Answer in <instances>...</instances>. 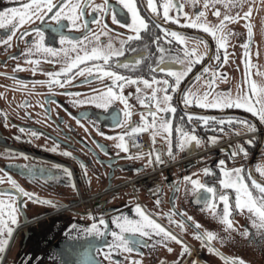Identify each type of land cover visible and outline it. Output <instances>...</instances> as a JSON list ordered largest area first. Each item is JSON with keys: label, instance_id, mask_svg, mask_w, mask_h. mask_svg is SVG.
Returning a JSON list of instances; mask_svg holds the SVG:
<instances>
[{"label": "flooded vegetation", "instance_id": "flooded-vegetation-1", "mask_svg": "<svg viewBox=\"0 0 264 264\" xmlns=\"http://www.w3.org/2000/svg\"><path fill=\"white\" fill-rule=\"evenodd\" d=\"M26 2L27 0H0V10ZM110 2L116 6L118 18L122 20V23L116 24L110 14L100 15L101 19L107 22L108 28L113 30L115 38L117 34L129 31L123 24L130 22V18L119 11L118 0H110ZM249 5L253 6L249 17L253 25V37L250 41V59L253 64L251 74L252 79L264 84V0H245L243 8L231 9L232 13L239 12L241 19L227 24V27L233 29L235 34L229 41V60L226 63L215 59L216 43L210 34L190 26L176 25L172 21L164 22L170 28L191 33L189 46L197 47L201 52H209L208 56L194 65L192 71L181 82L182 87L191 85L194 89L203 91L207 85L202 81L209 75L203 69L205 67L214 69L219 64L220 70L227 75L226 79L218 78L219 88L230 87L234 94L238 88L247 90L244 80L243 42L248 37L247 20L243 18V13ZM139 6L142 14L147 17L149 13L143 0H139ZM202 6L203 0H200L198 7ZM216 7L221 8L222 14L226 11L222 4H217ZM185 10L195 11L189 4L185 5ZM206 11L207 19L215 23L217 17L213 14L212 5H209ZM85 15L87 19L93 21L90 24L92 31L98 29L104 31L101 25L94 22L95 16L92 12H86ZM54 23L46 18L42 21L33 20L31 24L26 23L21 28L41 27L45 32V42L61 47L59 33L54 32L51 27ZM64 23L66 25L68 21L65 19ZM63 31L74 38L81 34L87 35L83 29L65 27ZM152 31L157 35L160 34L157 28H153ZM7 32V28H0V38ZM19 36L18 29L13 34L10 47L0 45V176L4 177L0 187L11 186L5 175L8 173L26 190L35 192L40 197L58 201L61 206L21 197V200L25 202L24 208L19 213V222L14 226L9 244L4 251H0V264H93V261H99L100 264H134V260H141L142 264H191L193 260L197 261V264H228L224 256H240L250 264H264V238L261 237L260 230L251 224V215L247 210L234 211L231 218L235 229L226 230L223 222L211 213L202 200L196 198V194L191 191L190 183L186 190V182L182 179L185 175H192L202 182L215 183L219 187L218 181L221 176L218 161L224 159L228 167L244 165L245 172L251 170L252 177L246 176L249 181L253 177L264 181V172L259 171V168L264 166V121L243 108L230 107L220 110L189 105L187 109L202 115H214L218 118L225 114L233 115L255 123L256 127L253 131H246L244 126L233 124L225 126L224 131L220 132L218 129H205L194 117L191 123L197 125V135L204 138L205 142L194 146L191 151L177 149L175 145L178 133L175 131V125L181 123L186 125L188 122L186 106L182 103L181 94L174 93L173 103L176 105V112L169 117L174 123L172 133L174 156L172 158L167 156V142L158 134L155 145L152 142L151 151L156 148L164 150V162L146 165L147 155L130 158L123 150L116 148L114 138L101 135V132L111 134L121 130L127 131L126 128L111 126L109 110H102L94 105H77L70 102L76 97H70L69 92H80L81 96L87 95V89H98L101 83L107 86L110 78L104 77L101 81L90 80L86 83H78L77 81L83 80L84 77L77 73V69H73V73H77L74 81L67 85L54 86L50 90L47 84H40L38 81L49 79L47 72L56 71L63 65L59 62L52 63L55 57L49 55L47 58L40 59L39 68L42 70L34 72L32 63L27 60L23 49L29 46V40L36 39L37 36L33 32H29L28 36L23 38ZM106 40L107 37H101L102 42ZM149 40L150 37H146L142 41L132 42L131 48L126 44L123 56L118 58L121 64L116 66L115 70L127 71L129 75H143L146 78L159 75L149 71V64L155 63L156 57L160 55ZM197 40H207L208 44L206 46L204 43H197ZM161 43L165 48L178 47L176 43L168 45L163 40ZM142 51L146 52L147 63H144L141 70L123 69L124 59H131ZM220 52L222 55L223 49ZM166 63L169 66H175L171 60L167 59V56ZM16 64L24 65V67L16 69ZM197 73L200 74V80H195ZM194 80L195 83H193ZM18 81H26L27 86ZM135 87V85H126L124 91L135 93ZM145 90L150 91L146 86ZM129 99L133 108L131 119L139 121L141 110L147 114L148 108L146 105H140L135 95ZM122 108V102L117 101L110 110L119 111ZM82 110H87L91 116L84 118L82 123H78L76 116L69 113H80ZM160 115L165 114L160 113ZM97 117L100 118V131H97L91 122ZM233 127H238L239 133L232 132ZM146 131L152 141L151 132ZM33 132L39 134L33 135ZM212 135L219 136L220 139L212 143L207 142V137ZM248 139H252L251 144L246 143ZM98 142L103 144L107 151H102ZM240 143H244L247 154L238 153L233 157L229 149L235 148ZM54 146L60 150H53ZM64 149L72 152L73 155H65ZM19 152L26 153V156L13 154ZM9 161L17 165H45L53 172L60 171L53 166L63 165L64 168L71 169L72 176L68 177L65 174L56 175L50 179H30L18 167L9 165ZM81 161L84 163L82 164ZM84 165L87 166L86 174ZM208 166L214 169L213 174H205L202 171ZM73 180L75 187L72 185ZM176 184H179L178 191H174L173 188ZM200 191L203 192V190ZM157 199H160L159 204L156 203ZM137 203L141 204L154 219L187 243L190 251L181 257L182 245L178 241H167L165 246L160 243L153 245L149 239L147 244L137 245L140 251L121 250L106 255V245L112 239L110 233L116 227L112 217L124 213L136 217L134 206ZM173 208L185 210V214L190 215L192 221L185 220L184 227L181 228L177 224L170 223L166 215H156L166 213ZM89 212L93 215H88ZM25 213L27 220H25ZM101 213L108 220L105 234L103 236L90 234L87 229L94 220H99ZM173 218L177 220L182 218L179 211ZM194 221L200 222V230H214L219 236L226 237L224 241L213 240V244L224 253V256L210 252L207 245L193 235L197 231ZM245 229L249 230V236L243 234ZM169 247L172 251L168 250ZM101 248L103 250H99L97 255V250ZM109 255L112 256L111 260L108 258Z\"/></svg>", "mask_w": 264, "mask_h": 264}, {"label": "snow or ice", "instance_id": "snow-or-ice-1", "mask_svg": "<svg viewBox=\"0 0 264 264\" xmlns=\"http://www.w3.org/2000/svg\"><path fill=\"white\" fill-rule=\"evenodd\" d=\"M121 13L129 16L130 22H124V28L129 31L123 34H117L113 37V30L108 28L107 22L101 19V15H111L116 24H121L122 20L118 18L116 6L110 0H27L26 3L14 5L12 7L0 10V28H7L8 32L0 38V45L5 47L11 46L13 34L20 30L19 38L28 36L29 32L36 34V39L28 41L29 46L23 49L27 60L32 63V70L39 71V62L41 58H47L49 55L55 57L52 63H61L63 66L56 71H48L47 80H40L38 83L47 84L49 89L54 86H63L69 84L76 79L77 73L83 76V80L78 83H86L90 80L101 81L104 77L110 78L107 86L99 84L98 89H87V95L81 96L80 92H69L70 97H76L71 100V103L77 105H94L102 110H109L113 127L122 129L114 133L101 132V135L111 136L116 141V148L123 150L128 156L141 157L148 156L145 164H163L165 151L156 148L154 151L148 152H130L129 138H134L136 134L145 130L151 132L152 142L155 145L157 135H161L167 142L166 154L169 158L174 156L172 133L174 123L170 117L176 112V105L173 103V94L180 93L182 103L186 106L187 124H176L175 131L178 133L177 149L192 150L194 146H199L205 140L197 135V125L191 123L193 118L198 119L199 123L205 129H218L224 131L225 126L241 125L246 131L255 130V123H250L240 117L225 114L223 117L202 115L187 109L189 105L200 106L203 109H227L237 107L247 109L254 113L261 121H264V84L252 79L251 68L253 67L250 59V41L253 37V25L249 19L252 12V5H249L243 13V18L247 20V40H244V64L245 75L244 80L247 85V90H240L234 94L231 88L221 89L217 86L218 78H227L225 72L220 70L219 64L214 69L205 67L203 71L209 75L202 81L207 85L203 91L194 89L191 85L184 88L181 82L189 72L192 71L194 65L201 62L205 56L209 55L207 51H199L197 47L189 46V36L191 33L178 31L175 28L166 26L165 21H172L176 25L190 26L193 29L203 30L215 39L216 55L215 59L219 62H227L229 60V41L235 34L233 29L227 27L228 22L240 20L239 12L232 13L233 8H243L245 0H203V6L198 7L200 0H143L145 8L149 15L146 17L142 14L139 6V0H118ZM189 4L195 9L194 12L185 10V5ZM217 4H222L226 11L221 13V8L216 7ZM209 5H212L213 14L217 17L215 23L207 19V11ZM86 12H92L95 16V23L101 25L104 31H92L90 21L86 18ZM99 13V14H97ZM49 19L55 23L51 25L53 31L59 33V44L61 47H56L45 42V32L41 27H30L22 29L21 26L26 23L31 24L33 20ZM68 23L65 25L64 20ZM83 29L85 34L78 37H72L66 34L63 29ZM153 28L160 30L157 35L152 31ZM101 37H107L106 42L101 41ZM146 37H150L149 43L154 44L160 55L156 57V62L149 64V71L159 73L151 78H146L143 75L127 74V71H117L116 66L121 64L118 59L123 56L125 45L131 48L132 42H139ZM163 40L166 44L172 45L176 43L177 48H165L161 43ZM197 43L208 44L207 40H197ZM223 49L222 55L220 50ZM146 52L142 51L139 55L133 56L131 59L123 60V69L139 71L143 68ZM166 56L175 66H169L166 63ZM79 66V67H78ZM24 65L16 64L15 68L20 69ZM73 69H77V73H73ZM259 71V69H258ZM87 73V75H84ZM195 80H200V74L197 73ZM195 80L193 83H195ZM27 86L26 81H18ZM126 85H135V93H125ZM145 86L150 91L145 90ZM135 95L140 105H146L148 108L147 114L143 110L140 112L139 121H132L133 108L130 102V97ZM51 99V97H49ZM117 101L122 102L123 108L119 111H111V106ZM43 107V105H41ZM160 113L165 115L161 116ZM75 115L77 122L82 123L84 118L90 117L91 113L87 110H82L80 113H69ZM7 114L5 113V117ZM99 120L97 117L92 119V124L100 131ZM23 131V129H22ZM232 132L239 133L238 127L231 128ZM33 135L39 133L33 132ZM220 139L219 136L212 135L207 137V142L212 143ZM136 146H139V141H134ZM247 144L252 143V139L246 141ZM102 151H107L105 146L99 143ZM60 149L54 146V149ZM64 154L72 156L73 153L64 149ZM230 154L235 157L238 153L247 154V148L244 143L237 144L235 148L229 149ZM21 156H26V153H13ZM11 166L18 167L23 174H26L30 179H50L56 175L72 176L71 169L64 168L63 165H55L53 168L60 169L59 172H53L45 165L33 164H15L13 161L8 162ZM83 164L84 162L81 161ZM219 173L221 178L218 185L215 183L202 182L198 177L185 175L182 177L187 185L190 183L191 191L196 194L198 200H202L205 206L211 213L219 218L226 226V230L235 229V224L232 220L234 211H245L251 215V224L260 230V235L264 238V181L252 178L250 181L247 177H252L251 170L245 172L244 165L228 167L224 159L218 161ZM140 171V169H136ZM202 171L205 174H213L214 169L211 166L204 167ZM260 172H264V166L259 168ZM84 172L87 173V166L84 165ZM10 183V187H0V251H4L9 244L10 237L14 231V226L19 222V213L23 210L25 202L21 197L28 199H37L43 203L55 204L60 207L58 201L40 197L37 193L26 190L14 177L5 173ZM4 177L0 176V183ZM75 187V181H72ZM174 191L179 190V184L173 186ZM200 190H203L201 192ZM234 196V199H233ZM222 202V203H221ZM160 203V199L156 200ZM136 217L126 213L116 214L112 217L115 224V229L110 233L112 239L106 245V255L117 251L131 252L133 250L140 251L137 245L147 244L149 239L152 244H165L167 241H178L182 245L181 257L184 253L190 251V247L178 235L171 231L168 227L158 222L153 218L141 204H135ZM179 211L181 219H174V214ZM88 215H93L89 212ZM156 215H166L170 223L184 227L185 220L192 221L190 215L185 214V210H172L166 213H157ZM27 220V214H24ZM197 231L193 233L203 241L210 252L224 256V253L213 244L214 239L224 241L226 237L219 236L218 233L210 229H201L199 221H194ZM108 226V220L104 218L103 213L100 214L99 220H94L87 231L90 234L103 236ZM75 227V226H74ZM245 236H249V230L245 229ZM147 238V239H146ZM98 249L96 254H99ZM169 251L172 249L169 247ZM91 251V250H89ZM109 260L112 256H108ZM228 264H250L240 256H224ZM93 264H99L93 261ZM134 264H142L141 260H134ZM191 264H197L193 260Z\"/></svg>", "mask_w": 264, "mask_h": 264}, {"label": "built area", "instance_id": "built-area-1", "mask_svg": "<svg viewBox=\"0 0 264 264\" xmlns=\"http://www.w3.org/2000/svg\"><path fill=\"white\" fill-rule=\"evenodd\" d=\"M134 141H139V146H136ZM128 143L130 151L151 150L152 146L148 133H138L134 138H129Z\"/></svg>", "mask_w": 264, "mask_h": 264}, {"label": "water", "instance_id": "water-1", "mask_svg": "<svg viewBox=\"0 0 264 264\" xmlns=\"http://www.w3.org/2000/svg\"><path fill=\"white\" fill-rule=\"evenodd\" d=\"M99 262V261H98ZM99 264H100V262H99ZM102 264V263H101Z\"/></svg>", "mask_w": 264, "mask_h": 264}]
</instances>
